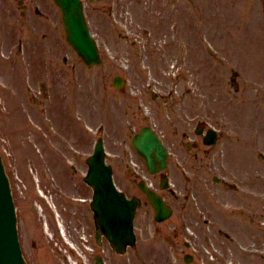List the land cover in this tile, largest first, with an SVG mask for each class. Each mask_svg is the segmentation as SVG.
<instances>
[{"label": "rangeland", "instance_id": "1", "mask_svg": "<svg viewBox=\"0 0 264 264\" xmlns=\"http://www.w3.org/2000/svg\"><path fill=\"white\" fill-rule=\"evenodd\" d=\"M126 2L128 3L125 4ZM111 3L112 1L107 6ZM122 3H124L122 10L130 13L135 21L133 25L127 21L123 23L132 25L130 29L138 32L139 35L133 38L130 32L125 31L138 42L126 37L122 28H117L112 23L108 24V17L104 13L106 4L102 7L98 6L100 4H89L87 14L90 28L97 40L103 60L101 65L91 69H87L65 43L59 12L54 8L53 30L49 37L52 41L50 56L53 58V70L47 77L41 73V70L35 74L37 80L45 77L50 84L52 97L47 102L42 100L43 106L35 105L34 98L27 96L21 85L20 72L8 66L0 68V82L15 88V94H1L0 132L4 135L6 133L9 141L7 144L17 157L22 155L24 149L34 151L39 148L38 144L40 146L44 144L40 141V137L23 133V130H26L24 120L30 118L36 122L45 120L43 111H49V107L54 105V112L57 113L55 110H58L64 115H61L64 119L62 124L57 122L56 116L54 117L57 128L63 130L62 133L60 132L62 136L55 138L60 140L66 149L77 148V140H79L83 143L81 149L87 154L91 151L96 137L98 135L104 137L109 154L107 162L113 167L117 187L125 190L128 195L139 194L143 205L135 218L137 247L135 250H129L124 256L115 255L107 244L97 248L89 222L88 204L86 207L82 205L76 207L73 204L61 206L63 214L60 213V218H67L65 224L70 229L71 241L78 242L77 246L80 248L82 246L88 252L92 248L87 254L88 264H92L90 253L99 251L107 264H185L183 255L186 253L193 255L190 264H264V253L261 256L249 257L242 252L240 244H244L248 239L239 227L241 218L224 214V204L238 205L240 202L239 193L227 189L224 182L234 183L237 186L243 177L246 176L249 181L253 174L244 170L248 162L241 166L236 164V154L239 153L236 139L240 132L238 127L240 106L246 104L247 108H250L264 103V89L262 90L264 88V0H197L194 7L182 3L179 34L185 37L192 34L185 30L190 26L188 21L190 16L193 45H189V40L185 42L188 57L185 54L186 59L182 60V65L185 64L183 75L176 80L168 79L164 74V71L171 66L169 60L149 47L152 39L160 37V25L152 29L151 37L144 35L142 27L151 24L147 21V16H144L145 9L139 6L136 0H125ZM119 7L118 11L121 10ZM6 10V27L14 36L11 42H15L16 32L18 36L21 34L16 18L19 12L11 0H6ZM219 11L223 14L218 15ZM214 13L216 15L210 22L212 28L217 29L218 24L221 23L224 28L223 35L219 33L216 39V34H213L209 24ZM12 15H15V22L9 19ZM185 15L189 16L183 19ZM193 18L196 21H193ZM35 20L41 23L38 18ZM34 33L39 34L38 28ZM10 43L8 40L6 44ZM209 43L211 49L217 51L218 57H221L219 59L222 63L209 55L207 50ZM151 47L160 49L158 45L151 44ZM175 52V49H172L171 55ZM44 56L43 48H40L37 59H41L43 70ZM63 59H66L65 63ZM225 59H229V62ZM232 62L239 69L243 66L238 70L240 73L237 79L238 91L229 85L230 71L234 66ZM247 68L257 72L253 71L251 74ZM148 72L151 74L149 75ZM258 73L260 76H257ZM116 75L126 80L125 86L121 89L112 86V80ZM1 83L0 92L5 91L1 89L3 88ZM31 84L32 87L35 86L34 82ZM141 88L145 90L140 91ZM170 88L175 91L168 95ZM152 93H156L158 97L153 99ZM52 110L53 108H50V111ZM76 116L81 118L80 123L84 124L86 134L83 130L80 132L77 130ZM148 121L155 125L160 134H165L166 140H170L176 147L168 171L175 197L170 194L166 197L173 206L174 213L170 219L162 223L154 222L153 210L149 204L144 203L145 198L140 192L138 193L132 183L133 179H136L135 176L127 174L129 165L133 164L140 167L141 172L144 173L143 161L132 151L130 133ZM198 121L213 126L222 124L219 128L223 135L217 147L206 149L207 152L200 154V161L196 162L191 155L194 151L189 152L184 147L186 139L180 138V135L173 142L175 133L171 132V129L178 127L179 134L189 133L193 138L194 125ZM27 123L31 127L34 126V122ZM258 124L263 127L264 132V118L261 117ZM99 127L102 129L100 134L97 133ZM64 129L69 135L64 133ZM72 133L74 135L79 133L80 138L74 137ZM256 141L262 142L263 136L260 135ZM54 143L57 141L54 140ZM72 144L74 146H71ZM246 148L249 157H252L256 150V153L259 149L264 151L263 145L256 149L251 141L246 142ZM240 155L244 158L245 151L242 150ZM256 164L264 173L263 159L257 157ZM200 165L203 167L201 170ZM253 166L252 164L250 168ZM75 167L80 168V171L72 173V178L75 180L74 184H79L84 169L77 163ZM213 175L222 177L225 180H223L224 185H214L211 182ZM147 178L155 188H158L157 177L147 176ZM261 185L264 190V183L262 182ZM157 191L161 193L160 190ZM82 193L81 196L90 198V190L85 189ZM32 195V191H27V196L19 199L21 207L26 209L22 215L23 231L33 261L36 263L40 258V252L46 249L47 253L41 255L44 264H75V262L78 264L67 249L62 247V253L57 250L56 247L60 246L56 242V236L53 238L51 233L42 232L44 218L39 213L33 214L30 211L28 202ZM199 217L202 220L208 218L214 221L215 228L229 232L232 239L218 235L217 232L209 234L204 224L199 222L197 224ZM46 220L50 231L56 235L51 217H46ZM247 227L246 224V230ZM79 241H84V245ZM250 241L257 243L255 238ZM248 242L245 244L249 245ZM186 243L190 245L188 248ZM48 252L52 254L53 260Z\"/></svg>", "mask_w": 264, "mask_h": 264}, {"label": "water", "instance_id": "2", "mask_svg": "<svg viewBox=\"0 0 264 264\" xmlns=\"http://www.w3.org/2000/svg\"><path fill=\"white\" fill-rule=\"evenodd\" d=\"M62 11L66 39L78 56L88 67L99 64L100 58L95 43L90 38L78 0H55ZM120 81H118L119 85ZM136 152L144 158L150 173H156L165 167L166 153L157 139L144 128L132 141ZM104 154L101 140L95 146L94 155L88 160L89 170L86 182L94 190L91 207L95 213L97 236L103 233L112 248L118 253L125 251V246L134 245L132 219L138 202L126 200L118 193L111 182L110 170L103 162ZM165 185H162L163 188ZM151 205L156 211V220L161 221L171 214L162 199L153 192L143 188ZM189 262V259H186ZM0 264H24L16 236V219L9 192L7 179L4 176L0 161Z\"/></svg>", "mask_w": 264, "mask_h": 264}, {"label": "flooded vegetation", "instance_id": "3", "mask_svg": "<svg viewBox=\"0 0 264 264\" xmlns=\"http://www.w3.org/2000/svg\"><path fill=\"white\" fill-rule=\"evenodd\" d=\"M29 3H33L32 0H29ZM152 3L154 5H159V2L156 0H152ZM180 4V2H179ZM27 5L26 4V9L27 10ZM173 6L175 8L173 9L174 12L179 11V8L176 6H179L177 2L173 3ZM23 12V11H22ZM34 12L36 13L37 11L34 9ZM5 13V0H0V20L4 16ZM31 15V9H29V14H25L24 18H29ZM29 43V41H27ZM46 169L43 168L41 165H35L34 166V171L36 174V177L39 181V187L42 188L43 190L49 192H54V190L57 188V192H69V187L70 183L69 180L66 182L63 181L62 172H55L54 171V166L52 164H46ZM16 172L19 173L18 168L16 167ZM241 186L244 189L248 190H253V192H257V188L255 186L249 185V183L243 181ZM240 206L247 210L246 212H242L241 214V219L244 220L247 219L253 223V235L255 238L257 236H262L263 242L259 245L260 248L262 245H264V204L261 203L260 199L256 197L255 199H250V197H247L245 194H241V200H240ZM19 212H20V217L24 213V209L20 206L19 207ZM65 220V219H63Z\"/></svg>", "mask_w": 264, "mask_h": 264}]
</instances>
